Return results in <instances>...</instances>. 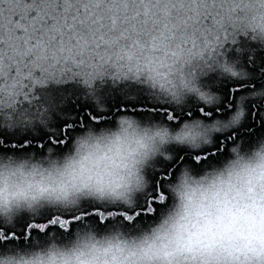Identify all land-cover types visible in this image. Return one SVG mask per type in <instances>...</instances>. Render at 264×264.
Masks as SVG:
<instances>
[{
  "label": "snow or ice",
  "instance_id": "1",
  "mask_svg": "<svg viewBox=\"0 0 264 264\" xmlns=\"http://www.w3.org/2000/svg\"><path fill=\"white\" fill-rule=\"evenodd\" d=\"M240 37L264 46V0H0V264L69 245L76 264H162L134 238L181 174L264 138V58ZM132 120L158 138L138 141L135 187L105 194L107 173L56 167L81 135ZM81 236L107 239L103 259Z\"/></svg>",
  "mask_w": 264,
  "mask_h": 264
},
{
  "label": "clouds",
  "instance_id": "2",
  "mask_svg": "<svg viewBox=\"0 0 264 264\" xmlns=\"http://www.w3.org/2000/svg\"><path fill=\"white\" fill-rule=\"evenodd\" d=\"M151 136L135 120L103 132L93 130L78 137L56 167L66 175L80 174L82 169L107 173L102 181L105 194L119 195L136 186L144 159L138 141L152 146L158 138L152 141ZM170 195L164 214L134 238L137 250L149 258L159 257L168 264L167 253L172 264H185L192 256L197 264H228L237 254L264 250V138L248 149L230 151L223 162L198 174L190 170L181 174ZM106 246L107 239L97 244L95 236H81L74 245L101 259ZM71 247L36 249L17 259L19 264H76Z\"/></svg>",
  "mask_w": 264,
  "mask_h": 264
},
{
  "label": "trees",
  "instance_id": "3",
  "mask_svg": "<svg viewBox=\"0 0 264 264\" xmlns=\"http://www.w3.org/2000/svg\"><path fill=\"white\" fill-rule=\"evenodd\" d=\"M238 39H239V42L241 44L250 47L255 52V54L257 56H260L261 58H264V46L260 45L258 42L249 41L245 37H240ZM226 48L228 50V54L231 55L232 54V51L234 50V46L231 45V44H228L226 46Z\"/></svg>",
  "mask_w": 264,
  "mask_h": 264
},
{
  "label": "bare ground",
  "instance_id": "4",
  "mask_svg": "<svg viewBox=\"0 0 264 264\" xmlns=\"http://www.w3.org/2000/svg\"><path fill=\"white\" fill-rule=\"evenodd\" d=\"M227 46V45H226Z\"/></svg>",
  "mask_w": 264,
  "mask_h": 264
}]
</instances>
